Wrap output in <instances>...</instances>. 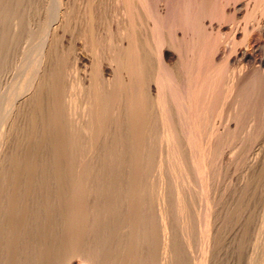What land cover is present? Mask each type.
I'll return each mask as SVG.
<instances>
[{
  "label": "bare ground",
  "instance_id": "obj_1",
  "mask_svg": "<svg viewBox=\"0 0 264 264\" xmlns=\"http://www.w3.org/2000/svg\"><path fill=\"white\" fill-rule=\"evenodd\" d=\"M64 1L0 0V264H214L264 197V0Z\"/></svg>",
  "mask_w": 264,
  "mask_h": 264
},
{
  "label": "rangeland",
  "instance_id": "obj_2",
  "mask_svg": "<svg viewBox=\"0 0 264 264\" xmlns=\"http://www.w3.org/2000/svg\"><path fill=\"white\" fill-rule=\"evenodd\" d=\"M64 1V0H63ZM67 1H70V0H66V1H64V3H66ZM73 0H71V2H72ZM75 1V0H74ZM80 1V0H79ZM108 0H106V1H104V2H107ZM76 2H78V0H76ZM75 10L77 11V6H75ZM112 8V6L110 7V9ZM109 10V9H108ZM111 10H110V15L108 16L107 14H109V12L107 11L106 13H105V17H107V18H109L110 16H112L111 15ZM108 21H110V18H109V20ZM111 23V22H110ZM113 26H115V24H112V27ZM113 28H115V27H113ZM68 34V33H67ZM70 34V33H69ZM70 35H72V34H70ZM66 37V42L67 43H69V40L70 39H72V37L71 36H67V35H65ZM73 41V40H72ZM70 42V44L72 43V45H74L75 46V48L76 49H78L79 47H81V45H80V43L77 41H73V42ZM78 43V44H77ZM66 44V43H65ZM66 45H69V44H66ZM77 46V47H76ZM74 50L73 49V51H76V53L74 54L73 52V54H72V57L70 58V61H71V63H70V61H69V65L70 64H72V63H74L75 65H76V63H78L77 64V68H79L80 70H78V74H77V76L79 77L80 75H81V73H83L84 72V70H85V66H89V62H88V57H86V53L83 51V50ZM82 53H84V55L82 54ZM80 54H81V56H80ZM77 55V56H76ZM79 55V56H78ZM73 56H75V58H77V61H74V59H73ZM80 57H84L82 60H81V58ZM80 58V59H79ZM76 60V59H75ZM83 63V64H82ZM86 65H85V64ZM70 67V66H69ZM85 67V68H84ZM81 71V72H80ZM80 73V74H79ZM81 77V76H80ZM2 105V100H0V106ZM262 139H264V137L262 138ZM261 143H263V140H261L260 141ZM260 144V143H259ZM264 143L263 144H260V145H258V147H257V150H264ZM262 149H261V148ZM262 150V151H263ZM260 152V157L262 156V154L264 153V151L263 152ZM263 156H264V154H263ZM264 157H261V159H263ZM264 160V159H263ZM239 174V173H238ZM238 174H236L235 175V178L238 176ZM261 197V199H259ZM262 197L263 196H261V195H258L254 200H253V202H251L252 204H250V207H249V209L246 211V213H245V215H244V219H246V220H242L241 221V219H238V220H233V221H231V223H228V225H227V227L225 228V234H224V237H223V239H224V241H223V239H222V242L223 243H221L222 244V246L220 247L221 249H219V251H218V254L217 255H215V256H217L215 259H214V261H215V263L214 264H246L247 263V259H248V256H249V254H250V246H251V242H252V237H253V234H254V230L256 229V225H258V221H260V219L259 218H261V215H260V213H262L263 211H264V197H263V202H262ZM261 200V201H260ZM262 204H263V207H262ZM262 208H263V210H262ZM259 219V220H258ZM248 220V221H247ZM245 221H246V223H245ZM244 222V223H243ZM245 224V225H244ZM247 224V225H246ZM242 226H244L245 228H246V233H247V235H246V237L244 236V238L243 237H241L242 236V232L243 231H241V230H243L244 228L242 227ZM247 226V227H246ZM256 226V227H255ZM248 229V230H247ZM241 234V235H240ZM240 237V238H239ZM238 238H239V241H238ZM245 238H246V240H245ZM241 239V240H240ZM243 239H244V241H243ZM240 241H241V243H240ZM243 241V242H242ZM246 241V242H245ZM238 243H240V244H242V243H244V244H242L240 247H239V245L240 244H238ZM237 247V248H236ZM240 249V250H239ZM73 264H82V263H78V262H74Z\"/></svg>",
  "mask_w": 264,
  "mask_h": 264
}]
</instances>
